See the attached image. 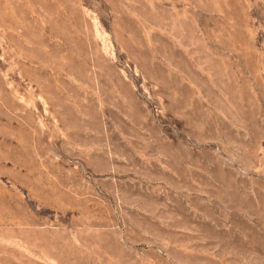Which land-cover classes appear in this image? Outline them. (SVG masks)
Masks as SVG:
<instances>
[{
  "label": "rangeland",
  "instance_id": "1",
  "mask_svg": "<svg viewBox=\"0 0 264 264\" xmlns=\"http://www.w3.org/2000/svg\"><path fill=\"white\" fill-rule=\"evenodd\" d=\"M0 264H264V0H0Z\"/></svg>",
  "mask_w": 264,
  "mask_h": 264
}]
</instances>
